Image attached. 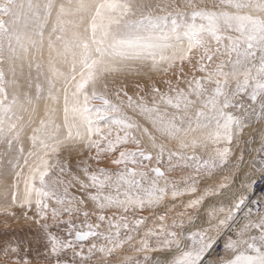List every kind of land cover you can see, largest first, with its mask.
I'll return each mask as SVG.
<instances>
[{
  "label": "snow or ice",
  "instance_id": "6c2138e0",
  "mask_svg": "<svg viewBox=\"0 0 264 264\" xmlns=\"http://www.w3.org/2000/svg\"><path fill=\"white\" fill-rule=\"evenodd\" d=\"M0 264H264V0H0Z\"/></svg>",
  "mask_w": 264,
  "mask_h": 264
},
{
  "label": "rangeland",
  "instance_id": "374dc122",
  "mask_svg": "<svg viewBox=\"0 0 264 264\" xmlns=\"http://www.w3.org/2000/svg\"><path fill=\"white\" fill-rule=\"evenodd\" d=\"M220 247H222V246H219V247H218V249H217V251H219V250H220Z\"/></svg>",
  "mask_w": 264,
  "mask_h": 264
},
{
  "label": "bare ground",
  "instance_id": "6f19581e",
  "mask_svg": "<svg viewBox=\"0 0 264 264\" xmlns=\"http://www.w3.org/2000/svg\"><path fill=\"white\" fill-rule=\"evenodd\" d=\"M222 246V245H221Z\"/></svg>",
  "mask_w": 264,
  "mask_h": 264
}]
</instances>
